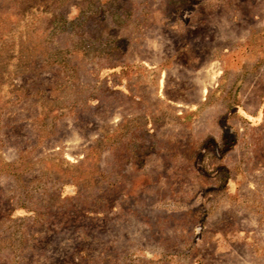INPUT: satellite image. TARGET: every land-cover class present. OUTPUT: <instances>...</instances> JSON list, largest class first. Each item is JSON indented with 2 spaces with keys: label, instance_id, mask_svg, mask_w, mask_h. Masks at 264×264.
<instances>
[{
  "label": "rangeland",
  "instance_id": "374dc122",
  "mask_svg": "<svg viewBox=\"0 0 264 264\" xmlns=\"http://www.w3.org/2000/svg\"><path fill=\"white\" fill-rule=\"evenodd\" d=\"M0 264H264V0H0Z\"/></svg>",
  "mask_w": 264,
  "mask_h": 264
}]
</instances>
